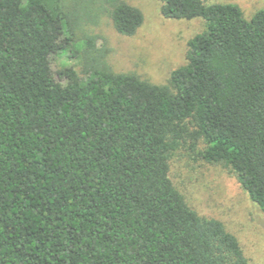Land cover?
<instances>
[{
    "label": "trees",
    "instance_id": "trees-1",
    "mask_svg": "<svg viewBox=\"0 0 264 264\" xmlns=\"http://www.w3.org/2000/svg\"><path fill=\"white\" fill-rule=\"evenodd\" d=\"M205 21L167 84L116 73L77 34L85 11L134 35L126 0H0V264H249L170 177L179 148L222 163L264 213V7L159 0ZM74 47V48H73ZM71 49L85 76L52 69Z\"/></svg>",
    "mask_w": 264,
    "mask_h": 264
},
{
    "label": "rangeland",
    "instance_id": "rangeland-1",
    "mask_svg": "<svg viewBox=\"0 0 264 264\" xmlns=\"http://www.w3.org/2000/svg\"><path fill=\"white\" fill-rule=\"evenodd\" d=\"M144 13L142 26L132 36L120 34L108 13L85 11L77 32L79 42L91 37L92 57L116 73H132L155 84H167L173 70L187 63L188 41L205 30L201 17L165 18L159 0H126ZM208 4L233 3L250 19L264 7V0H204ZM74 48V47H73ZM66 50L51 57L52 69L74 67L81 76L91 61L84 51L72 56ZM179 148L170 160V177L187 203L201 216L221 220L240 241L249 264H264V213L239 183L235 173L222 163H209L199 153Z\"/></svg>",
    "mask_w": 264,
    "mask_h": 264
}]
</instances>
